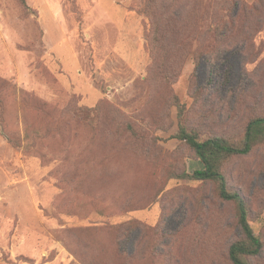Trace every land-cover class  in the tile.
Instances as JSON below:
<instances>
[{"label": "rangeland", "instance_id": "rangeland-1", "mask_svg": "<svg viewBox=\"0 0 264 264\" xmlns=\"http://www.w3.org/2000/svg\"><path fill=\"white\" fill-rule=\"evenodd\" d=\"M144 1L0 0V264H232L234 204L177 177L204 165L175 138V104L203 138L264 113V0H227L261 11L169 82L151 76ZM47 34L64 35L56 52ZM223 169L264 241V144ZM129 220L150 229L119 254L110 229Z\"/></svg>", "mask_w": 264, "mask_h": 264}, {"label": "trees", "instance_id": "trees-1", "mask_svg": "<svg viewBox=\"0 0 264 264\" xmlns=\"http://www.w3.org/2000/svg\"><path fill=\"white\" fill-rule=\"evenodd\" d=\"M249 10L261 11V7L258 3L249 5L238 1L229 3L227 0L213 4H204L200 0H145L142 13L149 19L146 39L150 50L151 76H160L166 82L177 80L191 53H194L197 63L207 53L204 42L209 36L214 37V46L209 53L218 58L221 44L243 29L246 20L240 17V12ZM205 20H209L210 25L202 30L201 23ZM196 42L200 44L197 48ZM175 105L181 120L175 138L185 142L204 165V168L191 173L184 170L177 177L212 182L217 195L234 204L242 235L230 245L228 258L232 264H254L252 258L261 253L264 241L251 224L247 200L229 184L223 167L231 158L248 155L264 144V113L251 116L240 130L210 133L203 138L199 129L182 122L185 105L178 99ZM132 131L136 133L134 129ZM135 135L140 136L138 133ZM127 202V211L130 212L144 207L132 205L131 200ZM136 228L142 232V238L150 229L146 224L134 220L115 224L110 229L118 244L119 254L125 251L121 247V240L129 238Z\"/></svg>", "mask_w": 264, "mask_h": 264}, {"label": "crops", "instance_id": "crops-1", "mask_svg": "<svg viewBox=\"0 0 264 264\" xmlns=\"http://www.w3.org/2000/svg\"><path fill=\"white\" fill-rule=\"evenodd\" d=\"M50 34V33H49ZM49 34L46 35V40L49 44V51H52V52H56L57 51V48L59 47L60 45V41L63 39L64 35L62 34V38H58L55 34H52L50 35L51 36V39L49 41Z\"/></svg>", "mask_w": 264, "mask_h": 264}]
</instances>
